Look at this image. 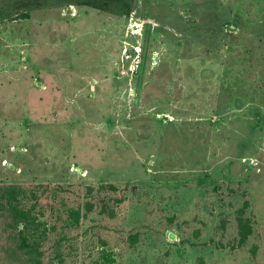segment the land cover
Wrapping results in <instances>:
<instances>
[{"label": "rangeland", "instance_id": "1", "mask_svg": "<svg viewBox=\"0 0 264 264\" xmlns=\"http://www.w3.org/2000/svg\"><path fill=\"white\" fill-rule=\"evenodd\" d=\"M131 44L146 59L127 80ZM0 184L22 187V206L47 220L42 264H62L58 252L95 264L101 241L119 264H264V0H136L123 17L73 6L6 21ZM9 220L0 264H31Z\"/></svg>", "mask_w": 264, "mask_h": 264}, {"label": "trees", "instance_id": "2", "mask_svg": "<svg viewBox=\"0 0 264 264\" xmlns=\"http://www.w3.org/2000/svg\"><path fill=\"white\" fill-rule=\"evenodd\" d=\"M136 0H0V27L6 21L19 19H30L37 11H44L56 8H67L72 10L73 6L87 7L110 13L117 17L128 16L134 10ZM143 46V45H142ZM144 62L146 59V48L143 46ZM143 62V64H144ZM23 188L13 184H0V216L8 214L10 218L6 224L11 232L19 251L27 255L25 260L31 264H42L41 252L39 251L40 237L45 234L48 227L47 220L42 221L38 216L32 214V208L26 209L22 206V199L19 196ZM91 203L88 208L91 210ZM66 223L70 226H77L82 220L81 208H69ZM41 225L43 228L41 229ZM241 239L244 241L251 233L249 224L243 218L240 219ZM136 243V237L133 238ZM95 264H119L118 253L107 244L101 241L97 248ZM61 263L65 264V258L58 252ZM18 258V253H12L11 258ZM16 260V259H14Z\"/></svg>", "mask_w": 264, "mask_h": 264}, {"label": "built area", "instance_id": "3", "mask_svg": "<svg viewBox=\"0 0 264 264\" xmlns=\"http://www.w3.org/2000/svg\"><path fill=\"white\" fill-rule=\"evenodd\" d=\"M73 8V7H72ZM130 49L126 46L124 49V58L120 68V76L126 77L127 80L135 78L144 62L143 46L139 44L129 45ZM131 83V81H130Z\"/></svg>", "mask_w": 264, "mask_h": 264}]
</instances>
